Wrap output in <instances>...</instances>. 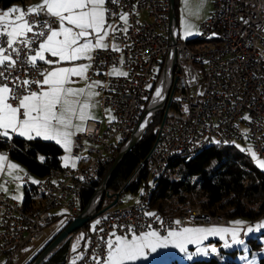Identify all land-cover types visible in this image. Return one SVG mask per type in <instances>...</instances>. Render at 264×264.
Listing matches in <instances>:
<instances>
[{
	"label": "built area",
	"instance_id": "2783aa9c",
	"mask_svg": "<svg viewBox=\"0 0 264 264\" xmlns=\"http://www.w3.org/2000/svg\"><path fill=\"white\" fill-rule=\"evenodd\" d=\"M105 7L111 9L108 23L113 27L123 29L119 14H128L127 32H117L115 39L110 34V42L119 46V52L110 47L93 53L88 79L104 83L103 103L113 111L115 119L105 127L89 120L86 130L74 136L71 155L80 159V165L52 168L40 180L38 184L50 191L47 209H40V196L35 195L32 210H25L23 203L0 192V258L5 257L0 264H18L20 254L36 243L42 247L77 216L84 188L98 189L95 185L105 165L120 156L141 123L156 125V142L120 191L118 204L122 203L126 186L145 170L143 197L135 204L110 208L99 215V224L88 240L83 259L67 260L65 264H96V259L103 260L107 251L101 237L106 240L113 231L123 234L130 225L139 233L147 231L145 226L151 224L163 234L170 228L197 224L230 225L221 216L191 219V212L196 211L192 207L177 218L157 211L163 227L155 217L146 215L151 213L144 204L146 191H151L149 179L162 175L160 165L165 159L193 157L200 145L225 144H241L245 149L251 146L264 159V0H215L212 12L200 25L201 35H214L215 43L198 47L185 46L178 39L179 32L176 42H171L170 0H119L118 5L109 0ZM26 19L33 21L36 17ZM170 62L174 64L176 81L169 95ZM52 66L40 63L45 72ZM113 67L127 75H109ZM200 74L205 77L202 93ZM17 76L20 80L42 79L36 71H29L26 76L19 66L10 79ZM157 90L161 98L155 96ZM146 111L153 115L141 122ZM245 116L250 119H243ZM0 141L7 144L0 152L10 157L16 147L14 139ZM29 175L26 173L22 180L27 182ZM105 198L106 195L100 196L96 206L101 208ZM52 209L61 212L53 214ZM177 220L180 225L174 223ZM55 223L47 234L45 228Z\"/></svg>",
	"mask_w": 264,
	"mask_h": 264
},
{
	"label": "snow or ice",
	"instance_id": "6c2138e0",
	"mask_svg": "<svg viewBox=\"0 0 264 264\" xmlns=\"http://www.w3.org/2000/svg\"><path fill=\"white\" fill-rule=\"evenodd\" d=\"M108 2L109 0H41L39 5L30 6L27 12L17 6L2 11L0 14V137L6 140H11L13 135L25 137L27 140L41 138L45 141H54L62 145L69 154L71 153L72 138L85 131V122L93 118L89 111L94 107L91 100L99 95L94 89L100 87L101 82L91 81L84 88H74L69 85L76 83L73 77L88 79L87 72L92 67L93 53L97 50L109 49L106 40L110 33L115 39L117 32H127L128 14L126 13L121 12L118 17L125 25L123 29L108 23L111 12V9L105 7ZM184 2L186 16L198 17L200 9L193 12L188 7L189 0ZM205 2L206 0H200L201 8ZM111 3L118 5L119 0H111ZM26 16H35L36 19L29 21ZM193 27L194 25L185 19V36L192 34ZM111 51L119 52V46L112 44ZM81 60H86L87 63H75ZM41 62L48 65L71 62V66L54 67L45 72L40 68ZM18 66L24 70L26 76L29 71H36L42 79L20 80L19 76L10 79L12 71L18 70ZM109 75L126 76L127 73L113 67ZM33 85L36 86L35 89ZM155 96L161 98L160 90L156 91ZM12 101L17 103L14 104ZM243 119L250 117L245 116ZM241 150L248 151L257 165L264 169V159L257 158V153L251 146ZM6 160L5 155H0V173L4 170ZM7 170V174L13 176L18 166L8 163ZM13 178L20 179L19 176ZM4 190H7L6 182ZM146 215L155 217L163 227L164 222L155 213H146ZM174 223L180 225L181 221L177 220ZM233 224L231 228L218 226L170 228L166 230V235L152 228L151 224L145 226L147 231L139 233L130 225L123 234L118 235L113 231L108 239L101 237L106 245L107 255L103 260L95 257L94 259L96 264H135L138 260H146L149 254L156 253L162 248L172 247L187 253L188 245H196L197 255L217 253L216 247L210 249L201 247L209 236H218L224 242V248L237 245L244 246V250L248 251L245 241L239 238L241 232L248 235L264 228V223L258 224L255 228L248 227L246 230L241 227L243 221L238 220ZM75 250L76 245L73 246V251ZM188 259L191 260L192 256L188 255ZM241 259L247 260L248 264H255L254 259L248 260L246 256Z\"/></svg>",
	"mask_w": 264,
	"mask_h": 264
},
{
	"label": "trees",
	"instance_id": "16d2710c",
	"mask_svg": "<svg viewBox=\"0 0 264 264\" xmlns=\"http://www.w3.org/2000/svg\"><path fill=\"white\" fill-rule=\"evenodd\" d=\"M24 1L0 0V9L4 10ZM178 5L179 0H175L176 13ZM197 41L198 39L192 42L196 43ZM188 44L190 45V42ZM156 137L152 125L114 172L108 184L109 193H118L125 186L137 170L140 162L147 157L153 148ZM14 141L16 147L11 150L10 158L23 165L29 174L44 177L50 169L62 167L64 150L54 141H45L40 138ZM6 147L7 144L0 141V150ZM113 163L110 162L105 165L101 177L95 185L96 187L100 185ZM146 177V171H140L135 179L126 186L125 190L137 192L145 184ZM33 189L34 187L31 186L25 190L23 203L27 206H31L35 201ZM94 193V187L84 188L79 203L81 211L87 206ZM150 204L165 215H176L189 204H195L202 206L204 210L216 214V216L222 215L228 219L247 218L250 221H256L264 217V171L251 158L247 157L236 144L209 146L193 157L173 159L167 171L154 178ZM203 209L197 207L194 212L210 214ZM89 228L90 224H87L80 230L87 239L91 234ZM71 241L69 236L42 264H64ZM253 244L255 247L259 245L255 240ZM35 257L36 255L27 264H30ZM183 264L241 263L234 259H228L222 263L217 256H214L210 259H197Z\"/></svg>",
	"mask_w": 264,
	"mask_h": 264
},
{
	"label": "rangeland",
	"instance_id": "374dc122",
	"mask_svg": "<svg viewBox=\"0 0 264 264\" xmlns=\"http://www.w3.org/2000/svg\"><path fill=\"white\" fill-rule=\"evenodd\" d=\"M214 1L215 0H206V2L203 4V6L201 8L200 7V0H189L188 7L193 12H195L198 8L200 9L199 10V15L197 17V16H186V12H185V2H184V0H179V5H178V8H177L178 32H179L178 39H179V41H181L183 43L190 42V45H189L190 47H196V46H198V43H193L192 41H194V40H196V39H198L200 37V35H201L200 25L203 22V20L205 18H207L210 15V13L212 12L213 7H214ZM0 11H2V10L0 9ZM185 19H187L190 24L194 25V27L191 29V33L192 34L187 35V36H185V28H184V21H185ZM108 45H109V48H110L112 46L111 42H110V44L108 43ZM88 81H89V79H88ZM199 82H200V91L202 93L204 91V88H205V77L202 74L199 75ZM73 87L74 88H84L85 86L84 85H79V86H73ZM178 97H179V93L176 95L175 98L177 99ZM91 104L94 105V107H91L90 110H89L91 116L93 117V118H91V120H93V121H102V123H105V121L103 120L104 119L103 114L104 113H107V116L108 115L111 116V114H113V111L104 105V103H103V96L101 97V99L99 98L94 103L91 102ZM113 116H114V114H113ZM159 117H161V115ZM171 117L173 118V117H176V116H171ZM114 119H115V116H114L113 120ZM104 127H105V125H104ZM153 127H154V133H155L156 125L154 124ZM236 145L239 146L241 149H245V146H243L241 144H236ZM62 148H64V147H62ZM72 149H73V147L71 148V152H72ZM66 158H67V161H66ZM257 158L262 159L259 155H257ZM251 160L257 165V163L255 162V160L252 157H251ZM79 161H80L79 158L72 157L71 153L69 154V152H67L64 149V153H63V156H62V162H61V164H62L63 167H73V163L75 164L74 167H78L80 165ZM114 161H112V162H114ZM262 170L264 171V169H262ZM31 180L32 181H36V177L34 175H32ZM148 184L151 187H153V185H154V178H150ZM99 186H98V188H99ZM124 187L125 186H123V188ZM145 190H146V184H143L138 189L137 192H132L130 190H127L125 192V196H124V198L122 200V203L121 204H118V201H117V203L113 207H111V209L137 203L143 197V194H144ZM120 191L118 193H120ZM109 194H111V193H109ZM19 196H20L19 193H16V195L10 196V198L13 199V200H15V201H17V202L23 203V202H21V198L22 197H19ZM13 197H15V198H13ZM113 199L114 198H111V197L106 196V198L104 199V202H103V205H102L101 208H103V207L107 206L108 204H110ZM191 207L192 208L199 207V208L203 209V207L200 206V205L189 204L185 209H183L178 214H176V215H166V216H173L174 218H177L184 211H186L187 209H189ZM101 208H99V209H101ZM79 209H80V207H79ZM51 211L53 212V214H57V213L61 212V210H59V209H52ZM157 211L158 212H161L160 210L154 209L151 206V204H150V212L156 214ZM203 211L212 214L211 212L206 211L204 209H203ZM80 212H81V210H80ZM212 215H216V214H212ZM217 216H219V217L220 216L221 217H225V216H222V215H217ZM225 218H227V217H225ZM238 220L244 222V224L241 226L244 230H246L248 227L255 228L258 224L264 223V217H262V218H260V219H258L256 221H250L247 218H234V219H228L230 225H227V226L197 224V225L185 226V227H197V226L212 227V226H218V227H229V228H231V227L234 226L233 222L238 221ZM97 221H100V220L98 218H95L90 223H88V224H90L89 230H91V234L94 231L93 230V226L96 227V225H97ZM56 225H57V223L50 224L48 227L45 228V232L47 234H50L51 231L54 229V227ZM65 227L66 226H64L62 229H64ZM62 229L59 232H57L56 234H53L51 236V238L48 239V241L42 247H41V244L40 243H36L27 252L20 254L18 264H22L27 258H29L24 263V264H27L32 259V257H34L35 255H36V257H38V255L40 254L39 253L40 250L52 238H54L56 235L58 236L59 233H61ZM82 229L83 228H81L80 230H82ZM80 230H78L75 233H73V234L70 235L72 241H71L70 246H69L70 248H69V252H68L66 261L67 260H70V261H76V260H78V258L75 259V256H77L80 253L81 249H83V251H84V249H85V247H86V245L88 243V240H89L91 234H90L89 238L87 239L85 237V234L82 231H80ZM161 234L162 235H166V234H163V233H161ZM239 238H241V239H243L245 241V244L247 245L248 251H245L244 250V246H237V245H233L230 248H224L223 247V243L224 242L221 241L218 236H209V238L207 240L203 241L201 247H208L209 249L211 247H216L217 248V253H211V252H209L208 255H202V254L201 255H197L196 254V245H188L187 253H188V255L189 254H192L191 255L192 256V259L189 260L188 259V255H187L186 258H185L187 260H185L184 263H187V262H190V261H194V260H197V259H210V258H212L214 256H217V258L222 263H225L228 259H234V260L240 262L241 264H248V261L247 260L241 259V257H245L246 256V257H248V260H253L254 259L255 260V264H264V228L260 229L259 231H255V232L249 233L248 235H244V232L242 231ZM42 240H45V238H43ZM254 240L259 244L256 247L253 244V241ZM229 242H231L230 241V237H229ZM74 245H76V250L75 251H73V246ZM83 251H82V254H83ZM174 251L181 252L179 249L172 248V247L158 249L156 253L149 254L148 255V258L146 260H138V261L135 262V264H174V263L166 260L169 257V254L171 252H174ZM82 254H81V256H82ZM253 254H255V255L253 256ZM66 261H65V263H66ZM0 262L1 263H4L5 262V257L2 256L0 258ZM181 264H183V263H181Z\"/></svg>",
	"mask_w": 264,
	"mask_h": 264
},
{
	"label": "water",
	"instance_id": "95a60500",
	"mask_svg": "<svg viewBox=\"0 0 264 264\" xmlns=\"http://www.w3.org/2000/svg\"><path fill=\"white\" fill-rule=\"evenodd\" d=\"M178 32V19H177V13H176V7H175V0H170V36H171V42L174 44L176 42V34ZM170 88H169V95L172 92L174 82L176 81V78L173 76L174 72V64L173 62H170ZM151 113V115H149ZM153 115V112L146 111L141 119V122L145 119L150 120ZM149 126H146V128L143 130V132L139 133L138 129L139 126L135 128L133 131L129 141L126 143L125 148L122 150L120 156L114 161L112 167L102 180L99 188L95 191L92 198L90 199L87 206L80 212L78 216H76L62 231L59 233V235L36 257L31 264H42L58 247L61 246L67 238L75 233L76 231L80 230L84 226H86L88 223H90L92 220L97 218L99 215L103 214L105 211L113 207L119 197V193L109 194L108 192V184L110 182V179L112 178L114 172L117 170V168L122 163L125 156L138 144V142L143 138L144 134L147 132ZM97 191L102 192L103 194H107L108 197L114 198L110 204L107 206L99 209L98 206H93V201L96 197ZM99 209V210H98Z\"/></svg>",
	"mask_w": 264,
	"mask_h": 264
},
{
	"label": "crops",
	"instance_id": "0c3cea01",
	"mask_svg": "<svg viewBox=\"0 0 264 264\" xmlns=\"http://www.w3.org/2000/svg\"><path fill=\"white\" fill-rule=\"evenodd\" d=\"M40 3H41V0H25L23 3H16V4L12 5V6L21 7L22 9L25 10V12H27V9L30 6L39 5ZM9 8H7V9H9ZM7 9H4V10H7ZM2 11H0V14H2ZM207 18H205L204 20H206ZM107 42L110 44V35L107 37L106 43ZM75 63H77V64L87 63V61L86 60H81V61H77ZM68 66H71V62H62L61 64L52 66L49 69V71L52 70L54 67H68ZM89 70H90V68L88 69L87 77H88ZM73 80H75L76 83L69 85L70 87L79 86V85L86 86V84L89 83L88 79L87 80H81V79H79L77 77H73ZM104 87H105L104 83L101 82V86L94 89V91L98 92L99 95L94 96L93 99L91 100V102L94 103L99 98L101 99V97L104 95V91H105ZM108 116H107V113L103 114V117H104L103 120L105 121V123H102V121H97V122H101L102 125L104 124L105 126H107V124L110 123L113 120V118H114L113 114H111V116H109V117ZM89 120H91V119H89ZM89 120H87V122ZM87 122L85 123V127H86ZM0 138H2V137H0ZM12 138L14 140H16V141H18L20 139L27 140L25 137H20L18 135H13ZM72 139H73V142H74V137ZM58 145H60V144H58ZM61 147H62V145H61ZM72 147H73V143L71 145V148ZM63 150H64V148H63ZM0 155H3V154L0 152ZM8 163H14V164H16L18 166V170L13 172V176H19L20 179H14L13 176H9L7 174V171H8L7 170V164ZM26 173H28V171L25 169V167L23 165H21L18 161L14 160V159H12L10 157H7V160L4 162V170H3L2 173H0V192L3 194V196L10 198V196H14V195H16V193H19V195H20L19 197H22L21 198V202H23L24 197H25V190L28 189L31 186H35L43 178V177L35 176L36 177V182L33 183V181L31 180L32 174H30L29 178H28V181L24 182L22 180V177ZM5 182H6V188H7L6 191L4 190ZM197 227H202V226H197ZM82 251H83V249H81L80 253L77 256H75V259H77L78 257L81 256ZM187 255H188V253L174 251V252H171L169 254V257L166 260H168V261H170V262H172L174 264H181V263H184L185 260H187V259H185ZM189 255H192V254H189Z\"/></svg>",
	"mask_w": 264,
	"mask_h": 264
},
{
	"label": "bare ground",
	"instance_id": "6f19581e",
	"mask_svg": "<svg viewBox=\"0 0 264 264\" xmlns=\"http://www.w3.org/2000/svg\"><path fill=\"white\" fill-rule=\"evenodd\" d=\"M198 43V46H208L211 43H215V36L214 35H200V37L198 38V41L196 42ZM185 46L190 47L188 43H185ZM196 46V47H198ZM144 123H141L138 129V132L141 133L143 132V130L146 128V126H144ZM150 127H148L149 129ZM210 145H200L198 148H196L195 154L193 156H195L198 152H200L201 150L209 147ZM244 154L251 158L250 154L245 153ZM180 158V156H171L169 159H165L162 164L160 165V173H162V175L167 171L168 166L170 164V162L173 159H178ZM34 189V195L36 196H40V209H47L49 207L50 204V191H46V189L43 188L42 184H36L35 186H33ZM96 197L93 201V206H96V203L98 201V198H100V196L102 195H106L107 194H103L100 191H97L96 193ZM150 199H151V191H146L145 196H144V204L147 207H150ZM20 203V202H18ZM34 208V203L31 204V206H27L24 204V209L25 210H32ZM202 217H212V218H220L219 216L216 215H211V214H205V213H195V212H191V219H201ZM73 220V219H72Z\"/></svg>",
	"mask_w": 264,
	"mask_h": 264
}]
</instances>
